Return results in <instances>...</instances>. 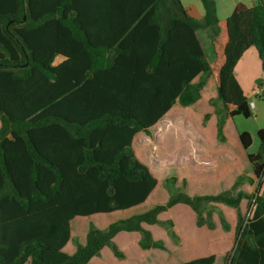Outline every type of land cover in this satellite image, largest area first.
Returning <instances> with one entry per match:
<instances>
[{"label": "trees", "instance_id": "16d2710c", "mask_svg": "<svg viewBox=\"0 0 264 264\" xmlns=\"http://www.w3.org/2000/svg\"><path fill=\"white\" fill-rule=\"evenodd\" d=\"M201 1L198 21L181 0H0V264H92L104 248L123 260L115 242L121 233L139 234L142 251H166L146 226L178 242L174 222L159 217L186 205L198 228L215 230L213 204L238 210L234 246L222 264H264V128L258 152H247L254 177L240 175L232 186L256 184L253 193L191 196L170 177L165 203L104 229L90 222L85 243L75 239L76 251H64L75 218L127 211L150 198L158 180L133 139L176 103H197L207 78L217 88L210 104L220 142L228 119L252 117L236 67L255 48L264 71V0L240 2L224 20L214 0ZM199 31L209 35L212 61ZM58 55L67 60L53 66ZM101 75L103 88H93ZM96 89L100 100H86L98 97L89 94ZM239 138L248 151L252 135ZM219 218L229 232L226 216ZM215 262L210 255L177 264Z\"/></svg>", "mask_w": 264, "mask_h": 264}, {"label": "rangeland", "instance_id": "374dc122", "mask_svg": "<svg viewBox=\"0 0 264 264\" xmlns=\"http://www.w3.org/2000/svg\"><path fill=\"white\" fill-rule=\"evenodd\" d=\"M181 1L193 18L203 19L204 7L201 0ZM255 1L214 0L217 16L220 20L229 18L238 3L243 2L253 6ZM205 46H207L206 42ZM248 75V77L245 76L244 86L249 91H253L257 83L264 82V71L259 63L257 65L252 64L249 67ZM252 76H258V79L255 80ZM250 99L255 100L257 104V118L253 116L255 112L252 113L251 118L243 116L233 118L227 126L226 132L229 140L226 142L217 140L216 143L210 144L203 141L202 145H196L189 140L196 137L197 131H209L213 136L216 134L217 123L209 121L204 124L203 122L204 112L208 110L206 101L197 103L195 106L197 111L194 108L182 109L175 114L173 121L166 123L165 119L149 133H139L136 137V151L138 158L143 163L148 164L151 172L158 180L155 191L147 203L145 202L136 208L112 214L75 218L71 222L72 240L65 247V252L70 254L72 247L76 248L73 244L75 239L85 243L90 222H93L98 228L104 229L115 221L141 214L153 208L156 204L165 203L170 195L166 188V180L170 177L178 178L177 187L191 196L219 194L225 191L236 195L240 190L248 194L253 193L256 184L250 185L247 182L236 190L232 189L240 175L254 177L243 148L238 143H233L235 131L249 132L252 135L253 145L247 152L256 154L260 147L257 132L259 129L264 128V95L260 98H255V95H252ZM198 110L203 113H199ZM184 130L187 131V134ZM184 179L187 181L186 186L183 185ZM211 207L215 210L214 220L217 223L215 230L198 228L195 213L186 205H178L159 217L160 220L170 219L174 222L175 231L179 237L178 242L172 240L160 226H146L153 233L156 240L165 243L166 251H142L138 246L140 236L134 233H121L116 237V244L125 254V259L115 258L110 249L105 248L102 255L93 258L91 263L177 264L202 256L215 255V264H222L226 253L234 246L238 210L222 204H213ZM246 209L247 200H243L240 211L245 213ZM220 213L226 216L231 225L229 232H225L221 228ZM81 225L82 229H79Z\"/></svg>", "mask_w": 264, "mask_h": 264}, {"label": "crops", "instance_id": "0c3cea01", "mask_svg": "<svg viewBox=\"0 0 264 264\" xmlns=\"http://www.w3.org/2000/svg\"><path fill=\"white\" fill-rule=\"evenodd\" d=\"M191 16V15H190ZM116 17V16H115ZM192 17V16H191ZM193 18V17H192ZM195 20H198V21H201L202 20V18L201 19H196V18H194ZM198 37H199V39H200V42H201V44H202V46L204 47V49L207 51V58H208V60L209 61H212L213 60V54H212V51H211V46H210V39H209V35H208V33L207 32H205V31H199L198 32ZM205 42H206V45L207 46H205ZM67 60V58H65L64 56H61V55H58V56H56V58H55V60H54V62H53V66H59V65H61L62 63H64V61H66ZM257 63H259L260 65H261V67H262V63H261V61H260V58H259V55H258V52H257V50L255 49V48H250L247 52H246V54L243 56V58L238 62V65H237V67H236V76H237V79H238V81L240 82V84H241V86H242V88H243V90H244V93H245V95L248 97V98H250L252 95H255L256 94V90L257 89H259L258 88V84H256V86H255V88L253 89V91H249V90H247L246 88H245V86H244V83H245V76L246 77H248L249 75H248V70H249V67L252 65V64H256L257 65ZM241 70H242V72H241ZM263 70V69H262ZM253 77V76H252ZM200 78H201V74L197 77V78H195V80L193 81V83H198L199 82V80H200ZM255 80L256 79H258V76H255V77H253ZM99 81L96 83V84H92V86H93V88L94 87H99V88H103V86H101V84L99 83L100 81H102V80H105V75H101V76H99V79H98ZM254 80V81H255ZM249 81V80H248ZM262 89H263V91H262V93H261V96L260 97H263V95H264V86H262L261 87ZM101 90H99V89H96V90H91L90 92H89V94H94V95H96V96H98V97H89L88 95H85V96H87V98H86V100H100V92ZM217 96H218V93H217V88H216V84H215V81H214V79L212 78V77H209V78H207L206 79V84H205V86H204V88L202 89V91H201V99L198 101V102H203V101H206L207 102V104H208V110L206 111V112H204L205 113V115L206 114H211V118H210V122H215V123H217V118H216V116L214 115V109H213V107L212 106H210V104H209V102L211 101V100H213V99H216L217 98ZM259 97V98H260ZM255 98H258L256 95H255ZM197 102V103H198ZM251 102H254V104H255V109H254V112L256 113V111H257V104H256V102H255V100H253V99H251ZM197 103H195L194 105H192V106H190V107H182L179 103H176L174 106H173V108L162 118V120H160L153 128H155L161 121H163V120H165L166 119V123H169V122H171V121H173V118H174V116H175V114L177 113V112H179L180 110H182V109H189V108H194V110L195 111H197V109L195 108V106L197 105ZM198 112H199V110H198ZM199 113H203V112H199ZM204 115V116H205ZM204 118V117H203ZM256 118H257V113H256ZM232 119L230 118V119H228L227 121H226V125H225V128H224V133H225V137H226V141H228L229 140V138H228V135H227V132H226V130H227V126L230 124V121H231ZM208 121V122H209ZM207 122V123H208ZM0 124H1V122H0ZM209 125V124H208ZM1 126V125H0ZM153 128L151 129V130H153ZM150 130V131H151ZM207 130H208V126H207ZM184 132L187 134V131L186 130H184ZM239 133H241L240 131H235V135H234V138H235V140L233 141V143H238L239 145H240V147H242L243 148V146H242V144H241V142H240V138H239ZM207 134V135H206ZM138 135V134H137ZM137 135L134 137V139H133V143H132V146H133V149H134V152H135V154H136V156L138 157V154H137V151H136V137H137ZM206 135V136H205ZM196 137L192 140V139H189L191 142L193 141L196 145L197 144H200V145H202V143H203V141H206V142H208V143H210V144H214V143H216V141L218 140V137H217V128H216V134L213 136V135H211L210 133H209V131H197V133H196V135H195ZM225 141V142H226ZM243 152L244 153H246V155H247V151L243 148ZM157 156H159V154H157ZM248 157V156H247ZM140 160V159H139ZM141 161V160H140ZM145 165H147L148 166V164H146V163H144ZM263 189H264V187H263ZM149 200V199H148ZM147 200V201H148ZM147 201H146V203H147ZM242 204V203H241ZM241 207V206H240ZM241 212V211H240ZM246 212V211H245ZM217 224V223H216ZM110 225V224H109ZM108 225V226H109ZM107 226V227H108ZM130 234H133V233H130ZM138 236H139V234H137ZM140 238V237H139ZM115 242H116V238H115ZM69 244V243H68ZM65 249V248H64ZM105 249V248H104ZM103 249V250H104ZM109 249V248H108ZM102 250V251H103ZM65 251V250H64ZM76 251V248H74V247H72V252H70V254H73L74 252ZM111 251V250H110ZM101 255H102V252H101ZM100 255V256H101ZM202 257H205V256H202ZM198 258H200V257H198ZM195 259H197V258H195ZM192 260H194V259H192ZM190 261V260H189ZM187 262V261H186Z\"/></svg>", "mask_w": 264, "mask_h": 264}, {"label": "built area", "instance_id": "2783aa9c", "mask_svg": "<svg viewBox=\"0 0 264 264\" xmlns=\"http://www.w3.org/2000/svg\"><path fill=\"white\" fill-rule=\"evenodd\" d=\"M263 89L260 87L259 89L256 90V96L257 97H260L261 96V93H262ZM250 109H251V112L253 113L254 112V109H255V104L254 102H250ZM253 116L256 118V113L254 114L253 113Z\"/></svg>", "mask_w": 264, "mask_h": 264}]
</instances>
